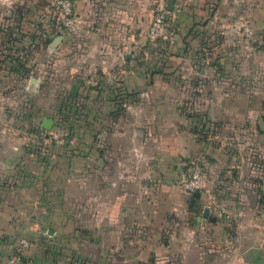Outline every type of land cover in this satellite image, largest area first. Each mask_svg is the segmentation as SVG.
<instances>
[{"label":"rangeland","instance_id":"obj_1","mask_svg":"<svg viewBox=\"0 0 264 264\" xmlns=\"http://www.w3.org/2000/svg\"><path fill=\"white\" fill-rule=\"evenodd\" d=\"M166 5L138 0L132 33L114 35L101 32L114 23L103 19L106 5L89 20L75 0H0V127L20 171L58 175L41 195L32 185V206L9 211L0 264H180L184 223L193 224L181 193L202 195L195 213L207 208L220 228L205 221L194 235L208 246L224 241L220 252L242 236V222L263 228L264 29L239 17L235 44L224 45L222 33L183 28V15L192 21L197 9L208 24L215 2ZM89 45L129 46L120 66L101 67L86 64L104 54ZM101 158L122 170L134 161L148 175L136 210L98 207ZM195 171L200 186L191 192Z\"/></svg>","mask_w":264,"mask_h":264},{"label":"crops","instance_id":"obj_2","mask_svg":"<svg viewBox=\"0 0 264 264\" xmlns=\"http://www.w3.org/2000/svg\"><path fill=\"white\" fill-rule=\"evenodd\" d=\"M204 0H199L202 2ZM216 3L213 10L209 15L211 19L210 22L206 25H203V21L207 18L204 17L205 13L202 10L197 9L194 11V16L192 21L191 18L187 15H183V28L186 29L189 27L191 22H194L195 31H211V33H222L225 37L224 45H233L236 41L234 23L237 18H248L253 20V26L257 32H260L264 29V0H212ZM77 7L80 11V14L87 19H91L92 16L98 14L97 11L101 9V5L103 7L102 16L103 19L111 18L114 22L112 25V29L106 31L105 29L101 30V32H109L117 34L122 31L124 27L129 26L127 31L124 34L132 33V20L136 19L138 16V0H75ZM97 3L98 8L94 10L93 4ZM250 5H254V7H250ZM94 13V15H93ZM206 16V15H205ZM125 19V24L122 26L120 24V20ZM118 21V22H117ZM200 23V24H199ZM122 26V27H121ZM198 32V31H197ZM200 33V32H199ZM123 34V33H122ZM98 46V47H97ZM100 46V47H99ZM122 46L129 45H96V49H102L103 57H101L100 61H93L87 56V60L85 61L87 65L96 64L101 67L109 66V65H121V50ZM94 48L93 45H89L88 49ZM94 48V49H95ZM113 52L112 55L107 54ZM122 77V73L115 72L114 79L119 80ZM226 113L235 114L239 111L237 108L233 106L223 107ZM248 109V108H247ZM244 110V109H243ZM246 113L247 111H242ZM215 113H217L215 111ZM240 113V112H239ZM250 113V112H249ZM163 127H168V131H173L175 127L169 125H163ZM250 129L254 128L250 124ZM171 135V133L169 134ZM184 139H189L190 137H179L177 138L178 144ZM193 144V143H191ZM15 143L7 141V135L5 133V129L0 127V232L4 231V227L8 225L9 221V211L24 210L29 204L32 206L31 197L27 195L33 192V186L37 190V193H42L45 190H49L53 187V183L51 182V186H47L48 181L54 180L57 176L52 175L49 172H40L35 176L31 175V173H24L18 169L19 157L17 156V149L15 147ZM106 160L107 157L104 156ZM100 161V166L98 170V180L101 182L102 193L99 195L98 207L101 209H108V207H113L114 209H119L120 214H124V210L132 211L136 210V203H140L138 186H141L138 182L140 178L147 177L145 173H140L135 171L134 161H129L131 164H121L125 167V170L122 168L116 167L115 164L110 165L106 164V161ZM110 161V160H108ZM113 163L114 160H112ZM107 167L113 168L112 170H108ZM133 168V169H132ZM70 173V172H69ZM71 175V173L69 174ZM29 178V182L33 180V178L40 179L36 180V185L33 183H27L25 180ZM49 179V180H48ZM142 181V180H141ZM47 182V183H46ZM137 188V189H136ZM35 191V190H34ZM36 193V192H35ZM194 193V192H193ZM192 193V194H193ZM192 194L187 197V195L182 194L178 196L177 200L180 203H187V209L189 210V218H192L193 221L192 226L188 223H184L185 231L181 238L179 239V263L180 264H264V226L262 228V222L258 221H244V231L242 232V236L238 239L231 238L226 239V244L224 249H227L228 252L221 251L220 247L224 243L221 240L220 245L218 242L212 241L209 243V246L206 245V242H203V239L200 238L199 234L194 235V232H198L199 227L203 225V222H208L212 228H220V225L217 224V220L215 223L211 221L213 218L212 214L209 212L208 219H200L198 220L199 213H195L199 206V199H202V195L200 194L199 199H192ZM41 195V194H40ZM28 200V201H27ZM39 203H44L41 199ZM131 208H134L131 210ZM191 215V216H190ZM223 239V240H225ZM233 239V240H232ZM235 244V245H234ZM163 254L167 255L171 253V250H168V246L162 249Z\"/></svg>","mask_w":264,"mask_h":264},{"label":"water","instance_id":"obj_3","mask_svg":"<svg viewBox=\"0 0 264 264\" xmlns=\"http://www.w3.org/2000/svg\"><path fill=\"white\" fill-rule=\"evenodd\" d=\"M174 1L175 0H167L166 8L168 10H171L173 8ZM51 125H52V120H50V119H45L42 122V127L45 128V129H50ZM199 197H200V193L199 192H194L192 194V199H199ZM208 218H209V210L207 208H204L202 213H201V216L198 217V220H200V219H208Z\"/></svg>","mask_w":264,"mask_h":264},{"label":"built area","instance_id":"obj_4","mask_svg":"<svg viewBox=\"0 0 264 264\" xmlns=\"http://www.w3.org/2000/svg\"><path fill=\"white\" fill-rule=\"evenodd\" d=\"M198 178V172L195 171L194 173V180L192 181V183L190 184V189H191V192H193L195 189L199 188V180L197 179Z\"/></svg>","mask_w":264,"mask_h":264}]
</instances>
